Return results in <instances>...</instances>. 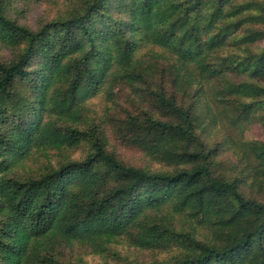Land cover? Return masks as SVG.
Masks as SVG:
<instances>
[{
	"label": "trees",
	"instance_id": "obj_1",
	"mask_svg": "<svg viewBox=\"0 0 264 264\" xmlns=\"http://www.w3.org/2000/svg\"><path fill=\"white\" fill-rule=\"evenodd\" d=\"M65 1L33 27L0 0V264H264V141L223 130L264 128V0Z\"/></svg>",
	"mask_w": 264,
	"mask_h": 264
},
{
	"label": "rangeland",
	"instance_id": "obj_2",
	"mask_svg": "<svg viewBox=\"0 0 264 264\" xmlns=\"http://www.w3.org/2000/svg\"><path fill=\"white\" fill-rule=\"evenodd\" d=\"M65 0H20L18 8L22 9L16 16L23 23L31 26H36L40 20L50 19L58 10L64 7ZM126 92L122 90L119 92V104L116 107L114 114L116 117L124 116V109H131L129 105ZM97 110H100L97 109ZM98 114H90V118L95 119V116H104L102 112L97 111ZM107 134L109 138V149L114 151L116 155L128 164H133L152 170H162L167 168L163 163L152 161L143 150L137 146L130 145L124 141L115 131L113 122L107 125ZM225 134L235 140L257 139L264 141V128L258 122L245 123L241 127L225 126L223 129ZM89 143H85L72 158L79 159L88 151ZM113 250L119 254L115 256L108 252L107 254H83L69 255L70 264H152L155 262V257L146 254H140L133 248L123 244H116L111 246ZM161 258V257H160Z\"/></svg>",
	"mask_w": 264,
	"mask_h": 264
}]
</instances>
